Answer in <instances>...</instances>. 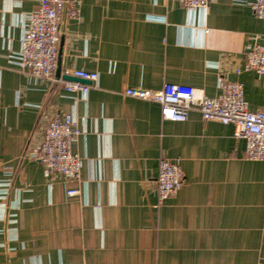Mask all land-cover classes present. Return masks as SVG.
<instances>
[{"label":"crops","instance_id":"1","mask_svg":"<svg viewBox=\"0 0 264 264\" xmlns=\"http://www.w3.org/2000/svg\"><path fill=\"white\" fill-rule=\"evenodd\" d=\"M79 1V17L62 23L51 80L19 67L40 0H0V264H264V161L245 156L236 126L197 110L164 120L159 103L124 93L171 82L215 97L225 78L244 83L250 109L264 108V76L244 68L248 46L264 43V20L244 0L195 10L175 0ZM64 80L92 88L71 93ZM65 114L82 131L79 183L47 176L29 156ZM162 156L180 158L185 174L164 201ZM72 187L81 193L68 197Z\"/></svg>","mask_w":264,"mask_h":264},{"label":"built area","instance_id":"2","mask_svg":"<svg viewBox=\"0 0 264 264\" xmlns=\"http://www.w3.org/2000/svg\"><path fill=\"white\" fill-rule=\"evenodd\" d=\"M171 1V0H166ZM188 10L207 9L213 0H175ZM254 14L264 20V0H244ZM79 0H40L37 10L29 13L28 22L21 36L18 54L19 67L34 78L53 80L58 66L62 23L67 18H78ZM245 69L255 70L264 76V43H254L247 48ZM241 69H238L240 72ZM66 75L97 81L98 72L83 69H66ZM221 92L207 96L201 88L166 82L160 89L128 87L125 95L154 101L160 104L164 120L185 121L192 110L203 118L236 126V137L246 140L245 156L264 161V108L252 110L245 98L241 81L220 80ZM63 87L71 93L87 94L92 85L64 80ZM82 134L77 120L65 114L49 122L41 143L30 150V158L41 163L47 176L61 175L69 181H81L83 158L74 151V144ZM185 174L182 160L161 157L157 178L158 196L161 201L174 196L183 187ZM81 193L78 187L67 190V196Z\"/></svg>","mask_w":264,"mask_h":264}]
</instances>
